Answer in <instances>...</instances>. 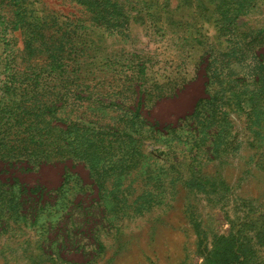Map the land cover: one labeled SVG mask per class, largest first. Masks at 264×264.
Listing matches in <instances>:
<instances>
[{
	"label": "rangeland",
	"instance_id": "obj_1",
	"mask_svg": "<svg viewBox=\"0 0 264 264\" xmlns=\"http://www.w3.org/2000/svg\"><path fill=\"white\" fill-rule=\"evenodd\" d=\"M253 219L264 0H0V264H206L239 229L264 264Z\"/></svg>",
	"mask_w": 264,
	"mask_h": 264
},
{
	"label": "trees",
	"instance_id": "obj_2",
	"mask_svg": "<svg viewBox=\"0 0 264 264\" xmlns=\"http://www.w3.org/2000/svg\"><path fill=\"white\" fill-rule=\"evenodd\" d=\"M256 232V238L259 244H264L263 225H258V220L253 219L250 225ZM261 232V233H260ZM202 234H200L201 236ZM247 234L243 229H239L238 233L228 236H221L216 239L214 249L206 258V264H254L255 250L252 244L247 242ZM204 237L202 235V241ZM203 252H208L204 246Z\"/></svg>",
	"mask_w": 264,
	"mask_h": 264
},
{
	"label": "crops",
	"instance_id": "obj_3",
	"mask_svg": "<svg viewBox=\"0 0 264 264\" xmlns=\"http://www.w3.org/2000/svg\"><path fill=\"white\" fill-rule=\"evenodd\" d=\"M61 262H62V261H61ZM61 262L58 263V264H68V262H64V261H63L62 263H61ZM79 264H82V263H79ZM84 264H89V263H84ZM90 264H91V263H90Z\"/></svg>",
	"mask_w": 264,
	"mask_h": 264
}]
</instances>
